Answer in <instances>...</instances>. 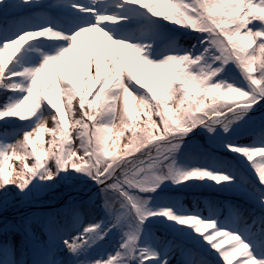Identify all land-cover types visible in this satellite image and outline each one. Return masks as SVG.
<instances>
[{"label":"snow or ice","instance_id":"snow-or-ice-1","mask_svg":"<svg viewBox=\"0 0 264 264\" xmlns=\"http://www.w3.org/2000/svg\"><path fill=\"white\" fill-rule=\"evenodd\" d=\"M0 264H264V0H0Z\"/></svg>","mask_w":264,"mask_h":264},{"label":"rangeland","instance_id":"rangeland-1","mask_svg":"<svg viewBox=\"0 0 264 264\" xmlns=\"http://www.w3.org/2000/svg\"><path fill=\"white\" fill-rule=\"evenodd\" d=\"M157 7H158V10H160L161 12L164 11V7L165 6L163 4H160ZM10 51H11V49H10ZM6 58L7 57H5V59ZM126 135H127V133H126ZM42 138H43L44 141H47L50 137L48 136L47 133H44V134H42ZM257 159H258V157H257ZM9 163L13 166V168H18L20 162L18 160H13V161H11ZM6 168H7V166H6ZM204 195H207V194H204ZM202 197L205 198L206 196H202Z\"/></svg>","mask_w":264,"mask_h":264},{"label":"bare ground","instance_id":"bare-ground-1","mask_svg":"<svg viewBox=\"0 0 264 264\" xmlns=\"http://www.w3.org/2000/svg\"><path fill=\"white\" fill-rule=\"evenodd\" d=\"M89 38H90V34H89Z\"/></svg>","mask_w":264,"mask_h":264},{"label":"trees","instance_id":"trees-1","mask_svg":"<svg viewBox=\"0 0 264 264\" xmlns=\"http://www.w3.org/2000/svg\"><path fill=\"white\" fill-rule=\"evenodd\" d=\"M189 202H191V200Z\"/></svg>","mask_w":264,"mask_h":264}]
</instances>
